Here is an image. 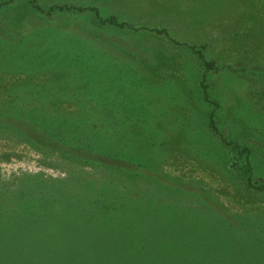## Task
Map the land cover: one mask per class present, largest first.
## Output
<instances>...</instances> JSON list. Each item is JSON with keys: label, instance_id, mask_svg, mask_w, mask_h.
Masks as SVG:
<instances>
[{"label": "rangeland", "instance_id": "obj_1", "mask_svg": "<svg viewBox=\"0 0 264 264\" xmlns=\"http://www.w3.org/2000/svg\"><path fill=\"white\" fill-rule=\"evenodd\" d=\"M249 176L264 186V0H0V264H264Z\"/></svg>", "mask_w": 264, "mask_h": 264}, {"label": "trees", "instance_id": "obj_2", "mask_svg": "<svg viewBox=\"0 0 264 264\" xmlns=\"http://www.w3.org/2000/svg\"><path fill=\"white\" fill-rule=\"evenodd\" d=\"M31 1H33V0H31ZM71 9H72V7L66 6V5L56 7V10H58V11H67V10H71ZM75 9L79 10L80 12H85L87 10L96 11L95 9H91V8L90 9L89 8H75ZM99 19H100L101 24L104 25V26H106V25L107 26L113 25V26H116L118 28H124L125 27V25L124 24H120L116 20L115 17H111L108 20H105V19H102V18H99ZM154 31L157 32V33H160V34L166 32L164 30H154ZM191 49L192 50H195L194 47H191ZM199 54L201 55V57H203V54L201 52H199ZM205 64H206L205 66L207 67V69H211V68L214 67V63L213 62H208L207 61V62H205ZM203 80L204 81H202V88H203V91H204V94H205L204 95V99L206 101H209L210 102L211 101V97H210V94L208 92V86L205 84L206 78L205 79L203 78ZM209 119H210L209 120V127H210V129L214 133L220 135V131H219L218 126H217V123L215 121V115L212 114ZM71 121H72L71 122L72 123V125H71L72 127H76V125L79 126V127L82 126V125H80L79 120H77V119H73ZM81 124H83V123L81 122ZM69 125H70V123H67V126L66 127H69ZM55 126L56 125H53L52 126L50 123L49 124H46L44 127L46 129H49L48 131L44 130L43 128H40L39 129V127H36L37 130L35 131L34 136H39L41 138H44V137H46V135H48L49 133H51V131H53V129H55V128L58 127V126H56V127ZM83 127H85V125ZM94 135H96L95 132H94ZM86 138H89L88 133H85L83 131V133H78V135L76 136L75 139H77L78 140L77 142H79V141L86 140ZM101 139H103V138H101ZM30 140L34 142L37 139H35V137L31 136V139ZM83 149L85 151H88V152H92L93 151V148L91 147V144H89L88 140H86V144L83 147ZM103 149L104 148H98V151H103ZM248 184L251 187H255L256 189L264 192V186H262V185L261 186L254 185L253 182H252V177L251 176H249V178H248ZM126 204H127L128 210H130V211L140 210L141 209V211H145V212H156L157 211L158 213H163V215L164 214H170L168 216H171V214L172 215L175 214V213H173L174 211H172V210L175 209V208L172 207V204L171 203L170 204L165 203V200L162 199V198H159V197H157V198L156 197H152L151 200H149L148 198H141V195H138V194L130 193L129 192L128 195H127V198H126ZM144 249L145 248H142L141 247L138 250L139 253H142V251H144Z\"/></svg>", "mask_w": 264, "mask_h": 264}]
</instances>
